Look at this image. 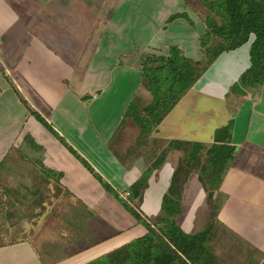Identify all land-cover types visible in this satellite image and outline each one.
Returning <instances> with one entry per match:
<instances>
[{"label":"crops","instance_id":"0c3cea01","mask_svg":"<svg viewBox=\"0 0 264 264\" xmlns=\"http://www.w3.org/2000/svg\"><path fill=\"white\" fill-rule=\"evenodd\" d=\"M192 3L0 0V163L12 150L21 151L38 157L46 170L61 173V187L79 200L73 209L80 213L70 218L66 214L67 223L84 234L67 253L54 247L59 241L46 243L48 257L27 239L0 243V264H86L144 235V226L68 148L128 203L133 200L130 186L149 167V185L133 204L154 225L175 171L172 142L234 148L215 190L220 203L207 242L219 239V227L264 259V77L253 74V34L220 52L154 127L139 131L142 137L128 143L134 148L132 157L121 160L110 146L130 106L152 103L143 77L150 57L167 58L170 48H176L192 62L203 60L200 39L207 29L204 19L189 10ZM226 126L228 135L216 141V132ZM154 141L163 145L150 160L147 144ZM115 169L121 172L115 175ZM198 195L175 217L186 234L197 227L204 230L209 221V210ZM43 236L50 237L47 231ZM210 254L215 261V253Z\"/></svg>","mask_w":264,"mask_h":264},{"label":"trees","instance_id":"16d2710c","mask_svg":"<svg viewBox=\"0 0 264 264\" xmlns=\"http://www.w3.org/2000/svg\"><path fill=\"white\" fill-rule=\"evenodd\" d=\"M200 1L219 19V22H216L211 19V16H207L204 20L207 30L200 39L204 58L201 62H192L182 57L176 48H170L167 58L150 57V62L144 64L143 77L146 87L152 95V103L141 110V113L147 114L148 118L141 119L139 114L134 116L139 122L142 132L150 130L162 119L220 52L241 44L250 34L255 37L253 53L256 49L259 52L264 50V0ZM212 37L219 38L225 47L216 48L220 45L212 44ZM151 62L156 63V65L151 67L149 65ZM129 110H134V104L130 106ZM31 113L58 141L66 145L63 139L39 114ZM228 133L229 126L221 128L215 134L216 141L220 135L224 138ZM180 146H190L196 154L195 158L199 156L196 159H200L201 153L205 152L204 169L207 171L214 170V175L219 172L215 178L218 183L221 181V173L235 153L232 147L216 144L207 147L202 143L172 142L169 144L170 149H177ZM68 149L94 175L102 188L117 199L128 213L146 229V233L141 237L102 254L86 264H197L198 255L193 256L192 262H190L191 259L187 253L194 249L196 241L198 243L202 241L203 236H205L204 232L194 235L186 234L175 221V217L182 214L179 189L181 188L180 182L185 183L186 175L182 180L181 171L173 173L167 193L162 198V212L158 216L156 224L153 225L140 215L136 208L137 205L133 204L136 198L140 200L142 192L147 188L146 175H142L130 186L133 200L128 203L120 199L116 191L96 175L72 148L69 147ZM162 159L163 156L157 158L151 167L157 168ZM207 165L209 169L206 168ZM148 172L150 174V169ZM46 174L56 175V178L62 177L61 173H53L48 170H46ZM59 180H55L58 185Z\"/></svg>","mask_w":264,"mask_h":264},{"label":"rangeland","instance_id":"374dc122","mask_svg":"<svg viewBox=\"0 0 264 264\" xmlns=\"http://www.w3.org/2000/svg\"><path fill=\"white\" fill-rule=\"evenodd\" d=\"M198 2L193 0V3L189 5L191 13L200 16L204 20L207 16H211L212 20L219 22L216 14L214 16V13H211L207 6H203L200 0ZM211 40L213 41H211L212 44L220 45L216 48L225 47L219 38L212 37ZM253 59L256 65L253 70L254 76L258 78L264 77V50L259 52L256 49L253 53ZM248 76L250 77V75ZM143 106H145L143 103L140 105L137 102L134 103V110H129L126 113L122 127L110 142L114 153L121 160L134 155V148L128 147V143L133 142L135 138L137 140L142 137L139 133L141 130L139 122L134 116L139 114L141 119L148 118L147 114L141 113ZM83 115V113H78L80 118ZM162 145L159 141L147 144L151 150L147 157H151L150 160H152L155 157V153L159 151L158 149L162 148ZM204 145L206 147L210 146L208 144ZM173 150L175 151V171H181L182 180L185 175L187 177L184 178L185 183L182 184L180 182L181 207L185 209L191 207L192 203L196 201L194 198L196 193H199L198 197L201 196L199 198L200 202L204 206L206 205L210 213L205 229L202 230L201 227H197L190 234H200L202 231L205 234L202 241L199 243L196 241L194 249L187 253L191 259L190 262H192L193 256L198 255L199 261L197 264H264V259L261 256L250 254L244 244L235 240L234 237L225 235L219 227L216 230L219 239L216 238L215 240L212 239L211 242H207V239H211L214 232L215 209L220 203V199L215 192L218 186V181L215 178H217L216 175L219 172H214V175V170L207 171L204 169L205 152L201 153L200 159H196L199 156L195 158L196 154H194L190 146H180ZM0 164V243L27 239L35 244L42 257H48L51 254L50 248L45 245L46 243L50 244L49 242L56 241L58 243L59 241L61 245L53 246L64 253H67L68 250H73L74 246H77L78 238L84 236V234H77L76 227L72 228L71 224L67 223V215L70 218V215L80 213V211L73 209V204L79 200H76L67 188L61 187L60 180L59 185L55 182V180L62 177L56 178V175H47L46 169L38 157H29L21 153V151H16L15 153L12 150L11 155L6 157ZM206 168L209 169L208 165ZM148 171L149 167L140 175V177L146 175L147 187L150 179ZM119 172L121 171L114 170L115 175ZM189 178L193 180V184L188 183ZM143 194L142 192L140 199H142ZM53 219L56 220L55 225L53 224ZM46 231L50 235L48 239L43 236ZM52 231H54V237H52ZM204 244L206 247L203 246ZM212 251L217 256L215 261H213L210 254Z\"/></svg>","mask_w":264,"mask_h":264}]
</instances>
